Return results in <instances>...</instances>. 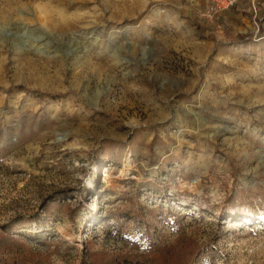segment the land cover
Wrapping results in <instances>:
<instances>
[{
    "label": "rangeland",
    "instance_id": "1",
    "mask_svg": "<svg viewBox=\"0 0 264 264\" xmlns=\"http://www.w3.org/2000/svg\"><path fill=\"white\" fill-rule=\"evenodd\" d=\"M0 0V264H264V0Z\"/></svg>",
    "mask_w": 264,
    "mask_h": 264
},
{
    "label": "built area",
    "instance_id": "2",
    "mask_svg": "<svg viewBox=\"0 0 264 264\" xmlns=\"http://www.w3.org/2000/svg\"><path fill=\"white\" fill-rule=\"evenodd\" d=\"M237 3L238 0H209L205 9V15L211 19L216 15L232 9Z\"/></svg>",
    "mask_w": 264,
    "mask_h": 264
},
{
    "label": "crops",
    "instance_id": "3",
    "mask_svg": "<svg viewBox=\"0 0 264 264\" xmlns=\"http://www.w3.org/2000/svg\"><path fill=\"white\" fill-rule=\"evenodd\" d=\"M230 11V10H229ZM229 11H225L224 14L228 13Z\"/></svg>",
    "mask_w": 264,
    "mask_h": 264
}]
</instances>
